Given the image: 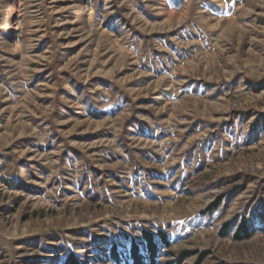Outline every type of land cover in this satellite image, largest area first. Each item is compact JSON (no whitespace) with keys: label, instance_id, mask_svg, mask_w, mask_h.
<instances>
[{"label":"rangeland","instance_id":"374dc122","mask_svg":"<svg viewBox=\"0 0 264 264\" xmlns=\"http://www.w3.org/2000/svg\"><path fill=\"white\" fill-rule=\"evenodd\" d=\"M142 229L155 264H264V0H0V264Z\"/></svg>","mask_w":264,"mask_h":264},{"label":"trees","instance_id":"16d2710c","mask_svg":"<svg viewBox=\"0 0 264 264\" xmlns=\"http://www.w3.org/2000/svg\"><path fill=\"white\" fill-rule=\"evenodd\" d=\"M246 222L239 231H237L235 237H247ZM243 228V230H242ZM222 234L225 232L222 231ZM138 239L141 243L140 246L136 245L134 240L129 241V256L126 260L122 254L117 250L116 245L111 244L109 250V258L114 264H155L160 257V250H165L170 247V239L167 234L161 231L152 233L148 230L142 229L138 232ZM225 235V234H224ZM63 264H80L75 260L72 254H69L64 260Z\"/></svg>","mask_w":264,"mask_h":264}]
</instances>
